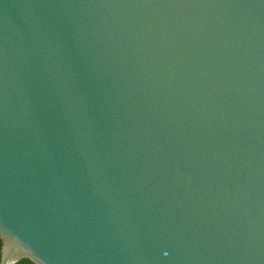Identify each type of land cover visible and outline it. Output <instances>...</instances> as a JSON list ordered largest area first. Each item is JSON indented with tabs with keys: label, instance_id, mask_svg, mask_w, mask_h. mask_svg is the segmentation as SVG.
I'll return each instance as SVG.
<instances>
[{
	"label": "water",
	"instance_id": "1",
	"mask_svg": "<svg viewBox=\"0 0 264 264\" xmlns=\"http://www.w3.org/2000/svg\"><path fill=\"white\" fill-rule=\"evenodd\" d=\"M0 264H264V0H0Z\"/></svg>",
	"mask_w": 264,
	"mask_h": 264
},
{
	"label": "trees",
	"instance_id": "2",
	"mask_svg": "<svg viewBox=\"0 0 264 264\" xmlns=\"http://www.w3.org/2000/svg\"><path fill=\"white\" fill-rule=\"evenodd\" d=\"M0 248H1V241H0ZM0 259H1V257H0ZM16 264H33V263L29 260H21V261L17 262Z\"/></svg>",
	"mask_w": 264,
	"mask_h": 264
}]
</instances>
